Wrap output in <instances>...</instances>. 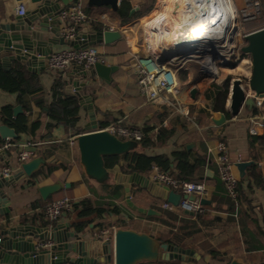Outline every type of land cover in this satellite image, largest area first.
Instances as JSON below:
<instances>
[{
    "label": "crops",
    "instance_id": "1",
    "mask_svg": "<svg viewBox=\"0 0 264 264\" xmlns=\"http://www.w3.org/2000/svg\"><path fill=\"white\" fill-rule=\"evenodd\" d=\"M122 1L118 0V8L113 11L108 6H88V0H81L83 11L89 20L80 26L79 33L84 29L104 31L105 28L113 27L114 30L122 34L120 40L111 44L94 45L99 48L104 65L118 67L112 73L109 82L101 80L96 75L81 80L74 71L75 67H71L64 72H52L46 67V64L38 62L31 67V70L18 62H12L6 69L0 65V69L6 71L12 68L21 69L31 78L34 85L40 88L34 94H25L21 97L17 93H9L0 89V126L5 125L2 121L1 109L9 106L13 116L22 114L26 116L28 129L21 134L14 131L17 135L16 139H2L0 137V145L6 140H10L18 145L16 149L21 150L25 145L24 149L32 151L34 158L41 157L45 160V164L40 166L36 176L21 179L11 186L5 185L2 188V192L8 200L10 213L7 216L0 215V231L9 227H24L26 225L40 229L47 227L51 230L57 223H60L69 225L66 230L77 234L79 240L83 241H95V236L103 228L131 229L139 233H146L156 239L162 238V235H167L170 231V228L160 220L162 218L161 211H165L162 204L167 202L166 200L153 196L148 190L143 189L136 183H131L128 187L131 203L145 211L150 209L155 211L151 215L139 213L128 206L125 188L122 184L114 181L113 175H110L102 183H98L85 175L80 163L75 137L87 131L86 127L89 123L87 110L79 104L77 97H75L78 103L79 120L74 128H68L64 124H56L48 116V106L52 102L54 81L62 80L64 82V94L72 96V90H70V94L66 93L65 87L68 80L73 79L86 84L83 93L92 98L96 121L95 130L102 129L100 127L102 124L105 128L116 121L141 130L147 127L151 128L147 133V139L152 145L146 148H141L138 145L136 151L146 156L167 157L171 163V170L167 173L173 177L176 173L175 167L177 164L173 157L174 152L185 151L188 153L190 162H193L195 158L201 160L199 175L196 179L188 182L202 184L205 188L202 199L208 201V204L204 205L206 211L200 215V221L197 223L199 231L185 237L180 246L177 247L166 245L159 240L165 245V259L157 262L230 264L232 260H236L241 264H258L264 261V239L255 236L247 217L256 220L258 227L264 233V191L254 186L249 191L247 188V170L249 166L245 168L243 177H240L236 167V164L240 162H252V164L257 165L264 176V144H251L250 137L252 135L249 134L248 123L250 117L261 115L260 113L254 114V111L258 110L259 107L256 104L254 106L245 104L241 107L239 114L232 117L227 107V97L226 112L213 111L212 99L222 83L216 82L212 85L208 82L203 83L205 79L217 78L216 64L212 63L210 59L203 60V69H200L195 63H189L186 69L177 71L176 99L181 113L162 102H147L137 84L136 57L145 55L147 51L144 41L143 43L140 41L142 37L141 32H139L140 21H142L145 37L148 22L153 20V16L157 12L159 14L154 18L155 23L162 20L166 26L169 22L172 24L177 17L174 19L175 11L179 8L176 6L179 0H157L159 6L157 4L156 6L153 5L154 0H126L131 7V14L135 12L142 13L127 23H123L118 15V9ZM51 2L58 3L60 7H63L60 0H51ZM19 3L25 6V15L39 6V2H32L31 0H0V23H13L19 18L15 13V8ZM68 3H70V0H68ZM226 4H230L231 10L240 17V12L245 6L244 0H226ZM47 8H52L49 2ZM163 11H165L164 14ZM50 20L46 23H50ZM92 21H96V23H92ZM38 23H41V21L33 23V28L36 29ZM157 24L153 26L156 29L147 34L149 44L153 50H155L154 46L163 47L156 43L153 44L150 41L151 36H155L156 39H165L166 34H163L160 28L156 27ZM49 26L41 29L45 37H52L50 29H57L59 33L60 24L58 20L55 25L51 24ZM169 27L167 26V29ZM263 27L264 25L253 31ZM147 37L146 44L148 46ZM66 49L72 48L54 45L52 53ZM239 57L240 54H238ZM240 61H242L241 65L249 77L248 57L245 56L238 60V65ZM205 64L210 71L204 68ZM213 71H215V75L211 73ZM250 95L251 93H249ZM169 99L171 98L169 97ZM15 107H19L20 110L17 115L13 114ZM163 114V118L159 119V116ZM36 122L39 123L38 128L33 130L32 125ZM160 128L173 129V134L160 142L157 140ZM262 131L263 129L259 130L257 135H260ZM218 142H223L227 147L228 156L233 163L234 174L238 178L240 193L242 191L240 195L241 202L237 203L231 200L219 178L215 153V146ZM28 144L30 145L27 146ZM187 145H190L189 149ZM16 149H13L12 153L5 154L4 162L6 165L17 169ZM127 164L128 161L120 156L116 165H118L121 174H132L126 171ZM50 167L53 170L45 175ZM152 168L145 174H137L151 181L149 174ZM57 181L70 184V188H64L43 201L39 196L38 188ZM62 197L71 199L74 205H77L83 199H88L93 207L116 208L119 213H109L103 218H96L79 231L72 226V223L76 220L73 209L70 212L62 213L56 222L50 223L41 213L40 202H46L47 204ZM182 197L181 195V199ZM184 215L186 214L184 213ZM45 222L46 224H44ZM215 229H217L216 232H214ZM63 236L64 234L61 235V237ZM109 241L111 243L112 239H105L101 244ZM33 243L37 244L38 240L34 239ZM211 251L218 253V256L213 257L210 254ZM69 257L76 258V255L70 253ZM96 264H112V261Z\"/></svg>",
    "mask_w": 264,
    "mask_h": 264
},
{
    "label": "water",
    "instance_id": "2",
    "mask_svg": "<svg viewBox=\"0 0 264 264\" xmlns=\"http://www.w3.org/2000/svg\"><path fill=\"white\" fill-rule=\"evenodd\" d=\"M39 2V6L24 15L17 18L13 23H0V65L8 68L12 62H18L31 70L34 64L44 63L47 66V59L52 54L54 45L69 46L73 49H84L94 45H108L122 38V34L117 31H96L84 29L76 39L65 41L60 36L57 29H50L52 37H45L43 28L55 25L57 15L62 7L51 0H31ZM62 5L68 4V0H60ZM72 1V0H70ZM52 8H47V3ZM206 1H201V6L206 5ZM88 6H108L113 11L118 8V0H88ZM208 11V10H205ZM211 12V11H210ZM51 19L49 22L48 20ZM37 28H33V23L37 21ZM47 20V21H46ZM232 31L236 33L235 27ZM234 36H237L236 34ZM233 36V37H234ZM243 45L239 49L240 57L247 56L250 63L249 77L243 86L241 79L235 78L230 81L228 89L227 107L232 117H236L243 105L254 106L257 100H264V27L255 31L243 34L241 36ZM209 40L205 38L204 41ZM232 41V38H231ZM231 51L232 49L229 48ZM237 60V61H238ZM162 61V60H161ZM210 61L217 65H226L224 59L218 52H213ZM237 61L230 65L233 69ZM118 67L106 66L103 63H96L93 68L84 70L75 67L74 71L77 77L85 80L88 77L97 76L105 82H109L112 73ZM85 83L81 81L68 80L65 87L66 93L72 90V96L77 97L79 104L87 110L89 123L87 131L75 137L77 148L80 156V163L84 169L85 175L98 182L106 181L110 175L116 183L122 184L125 188L126 203L133 210L147 215L154 214L155 211H145L137 208L130 201L129 184L136 183L143 189L148 190L153 196L166 200L173 206H178L181 195L170 190L166 186H160L146 179L137 173L124 175L119 172L118 165L111 168L105 166V158L111 156H121L137 150V142L126 140L122 141L116 136L104 130H95L96 121L93 110L92 98L83 93ZM249 93L251 95L249 96ZM70 94V93H69ZM20 112L19 107L13 109V114ZM0 137L2 139H16L17 135L14 130L6 125L0 126ZM190 148V145H187ZM45 160L36 157L28 162L22 163L17 172L9 179L0 180V215L7 216L10 213L8 200L2 192V188L11 186L21 179L33 177L39 170ZM252 162H240L236 164L240 177L244 176V170ZM64 188H70V184L57 181L50 185H44L38 188V193L43 201L50 198L51 195L59 192ZM183 198H186L184 195ZM190 201L195 197L188 196ZM201 205L208 204L205 199L200 200ZM3 207V208H2ZM2 208V209H1ZM186 215L192 216L191 213L185 212ZM69 225L56 224L52 229L45 227L43 229L35 228L30 225L24 227H9L0 231V264H142L157 262L165 259L163 245L158 239L146 234L139 233L131 229L116 228L112 238V244L109 242L101 244L100 241H83L79 240L77 234L69 232L66 229ZM64 234L63 237L61 235ZM34 239L38 241H52L53 245L49 249L37 251L35 249ZM72 253L76 258L69 257ZM230 264H241L232 260Z\"/></svg>",
    "mask_w": 264,
    "mask_h": 264
},
{
    "label": "built area",
    "instance_id": "3",
    "mask_svg": "<svg viewBox=\"0 0 264 264\" xmlns=\"http://www.w3.org/2000/svg\"><path fill=\"white\" fill-rule=\"evenodd\" d=\"M244 3L245 6L241 10L239 17L242 22L254 19L256 16L260 15L261 5L258 0H244ZM15 13L19 17H23L26 14L25 6L19 3L15 8ZM235 14L237 16V13ZM207 17H209V14H205V16L201 18L206 19ZM57 20L60 24V36L63 37L65 41H72L78 36L80 26L87 22L89 18L83 11L81 0H72L60 9ZM188 21L190 22V18L187 22ZM233 21L235 23V20ZM92 23H96V21H92ZM149 23L150 21L148 25ZM157 23L154 24H157V28L167 29L165 22L162 20ZM233 27L232 25V29ZM154 29L156 28H152V30ZM105 30L114 31L113 27L105 28ZM229 36L233 38L232 35L229 34ZM212 37L213 36L208 37L209 40L207 41L210 42ZM144 38V45L147 50L146 54L136 57L138 87L145 96L147 102H162L181 113L176 99L178 87L177 71L186 69L189 63H195L200 69H203V59L201 58L202 55L208 53V49L203 48L207 41H202L194 46H185V48L187 47L186 49H172L171 51L160 53L159 51L149 49L146 44L145 35ZM96 63H103L99 48L97 46H89L84 49L72 48L52 53L47 59L46 67L52 72H64L71 67H80L84 70H88L93 68ZM169 97L171 99H169ZM256 106H261V100L256 101ZM248 123L249 134L256 136L259 130L264 129V116H252L248 119ZM100 130L107 131L122 141L131 140L140 142L144 137V133L141 129L123 125L120 121L110 123ZM29 145L30 144L27 146ZM17 147L18 145L10 140H6L0 145V180L11 178L22 163L28 162L34 158V153H32V151L24 149V147H26L25 145L21 150L16 149ZM13 149H16L15 158L17 169L6 165L4 162L5 154L12 153ZM215 153L219 178L223 182L228 196L232 201L237 202L239 183L237 176L234 174L233 163L228 156L226 145L223 142H218L215 146ZM149 179L160 186H166L170 190L182 196H186V198L182 197L178 205L181 213H191L192 217L205 213L206 209L200 203L205 192V188L202 184L178 182L172 175L162 171L158 167L152 168ZM192 195L195 197V200L190 201L187 197ZM73 206L74 203L71 199L62 197L48 202L43 209H41V213L50 223H54L59 219L62 213L70 212ZM173 207L174 206L168 202L162 204V208L165 210H171ZM114 231L115 228H103L97 233L95 239L103 242L105 239L112 238ZM52 245L53 243L50 240L38 241V243L35 244V249L37 251L49 249Z\"/></svg>",
    "mask_w": 264,
    "mask_h": 264
},
{
    "label": "trees",
    "instance_id": "4",
    "mask_svg": "<svg viewBox=\"0 0 264 264\" xmlns=\"http://www.w3.org/2000/svg\"><path fill=\"white\" fill-rule=\"evenodd\" d=\"M261 5V19L264 21V0H258ZM142 13H132L131 7L129 6L126 0H123L120 8L118 9V15L120 16L123 23L129 22L132 18L140 16ZM243 55L241 57L244 58ZM246 76H242V83L247 81ZM230 80L227 78L223 84L218 87L216 90L214 97L212 99V110L216 112L225 113V103L228 97V89H229ZM0 89L9 92V93H17L19 97L25 94H34L40 90L37 85H34V82L28 77L21 69L12 68L8 71L0 69ZM64 82L58 79L54 81L52 87V102L48 106V116L54 121L56 124H64L68 128H74L79 120L78 117V103L75 97L67 96L64 94ZM264 115V100L261 103V106L258 110L254 111V114ZM164 116L160 115L159 119H162ZM1 117L2 121L5 125L12 128L17 134L25 133L27 129V120L25 115H17L13 116L11 107L5 106L1 109ZM39 123L36 122L32 125V129L35 130L38 128ZM101 128H104V124L100 125ZM151 130V128H144L142 131L144 133V137L140 142H137L141 148H146L152 143L147 139V133ZM159 134L157 140L163 142L165 139L169 138L173 134V129L165 130L160 128L158 130ZM251 144L259 143L264 144V129L260 135L251 136L250 137ZM124 159L128 161L126 171L130 173H139L145 174L153 166L159 167L162 171L167 172L171 170L170 161L165 156H146L145 154L137 151H133L126 155H121ZM120 156H111L105 158V166L107 168H111L117 164ZM174 160L177 162L174 174V178L178 182H190L199 175L201 160L199 158H195L193 162H190L188 153L185 151L182 152H174L173 153ZM53 170L52 167L47 169L45 175L49 174ZM37 173L34 175L36 176ZM247 178H248V190H252V186L255 188L261 189L264 191V176L262 175L260 169L257 165L252 164L249 166L247 170ZM239 190V184H238ZM242 193V191H241ZM241 193L239 190L237 203L241 202ZM243 199V197H242ZM46 205V202H40V207ZM73 211L76 217L72 226L76 230H82L88 224H90L96 218H103L105 215L109 213L118 214L119 211L116 208L110 207H93L88 199L81 200L77 205L73 206ZM162 218L160 219L162 223L170 228L168 234L163 238H158L162 243L169 246H180L182 240L185 237H189L191 234L198 232V224L200 221V215H196L195 217L184 215L181 213L179 207L175 206L171 210H163L161 211ZM248 217V223L250 225L251 230L255 234L256 237L264 239V233L260 230L257 225L256 220ZM48 222V221H47ZM177 223V224H176ZM46 224V222L44 223ZM176 224V225H175ZM213 257L218 256V253L215 251H211L210 253ZM148 264H172L165 262H152ZM264 264V261L258 263Z\"/></svg>",
    "mask_w": 264,
    "mask_h": 264
},
{
    "label": "bare ground",
    "instance_id": "5",
    "mask_svg": "<svg viewBox=\"0 0 264 264\" xmlns=\"http://www.w3.org/2000/svg\"><path fill=\"white\" fill-rule=\"evenodd\" d=\"M201 1L202 0L178 1L179 3L176 6H178L179 8L178 10L175 9V16L173 15L174 19L177 16L176 20L173 21L172 24L168 20V24L170 25L167 24V26H170L169 29L160 28V31H162L163 34L166 33L165 39H156L155 36L150 35V41L153 44H159L164 48L163 49L154 46L155 50H159L164 53L165 51H171L172 49H186L187 47L185 48V46L197 45L200 42L204 41L205 38L213 36L211 38L212 40H210V42L207 41L205 47H203L208 49V53L202 55L201 58L203 60H209L213 52H220L224 47L230 45L232 37H230L229 34L232 36L235 35V33L229 28V26H231L232 28L235 16L234 11H232L229 6L230 4L227 5L226 0H203L207 3L206 5L201 6ZM205 14H209V17H207L206 19L201 18L202 16H205ZM189 18L190 22H187ZM154 24L155 22L153 18V20L150 21L148 25L149 31L147 32V34L152 31ZM167 31L169 32V34H167ZM224 44H226V46H224ZM204 68L206 70L209 69L206 64ZM211 73L215 75V71Z\"/></svg>",
    "mask_w": 264,
    "mask_h": 264
},
{
    "label": "rangeland",
    "instance_id": "6",
    "mask_svg": "<svg viewBox=\"0 0 264 264\" xmlns=\"http://www.w3.org/2000/svg\"><path fill=\"white\" fill-rule=\"evenodd\" d=\"M229 2V1H228ZM169 3V2H168ZM155 4V5H154ZM159 6V4L157 3V0H154V3L153 5L154 6ZM152 5V6H153ZM169 7V4L167 6V9ZM166 9V11H167ZM160 10V9H159ZM165 11H163V14H164ZM235 13V12H234ZM157 14H159L157 12ZM155 14V16L157 15ZM155 16H153V18H155ZM261 14L259 16H256L254 19H251V20H247L245 22H242L239 20V16H234V20H235V23L233 21V26L235 27L236 29V35L237 36H234L232 38V41L230 43V45H228L227 47H224L219 53V55L224 59V62L226 63V65H217L216 64V71H217V78L214 79V78H210V79H205L203 80L204 82L203 83H211V85L213 83H216V82H220L223 84V82L229 78V80H233L235 78H239V79H242V76H246L248 77V75L246 74L244 68L242 67L241 63L242 61H240L239 65L237 64L235 68H231L230 65H233L237 58H238V54H239V49L240 47L243 45V41L241 39V36L243 34H246V33H249L251 31H253L254 29L264 25V21L261 19ZM230 30L232 31V28L231 26H229ZM228 29V27H227ZM242 30V31H241ZM149 31V29L146 31V37H147V32ZM139 32H141V42L143 43L144 41V44H145V38H144V34H143V25H142V21H140V26H139ZM244 32V33H243ZM147 41H148V47L150 48V44H149V39L147 37ZM224 46H226V44H224ZM229 48H231L232 50L230 51ZM151 49L153 50V48L151 47ZM249 66H250V63H249ZM207 77V76H206ZM214 79V80H213ZM243 81V79H242ZM243 86L246 84V82L242 83ZM216 227H219V226H216ZM217 229H215L214 232H216ZM163 237H165L166 235H162ZM162 237V238H163Z\"/></svg>",
    "mask_w": 264,
    "mask_h": 264
}]
</instances>
